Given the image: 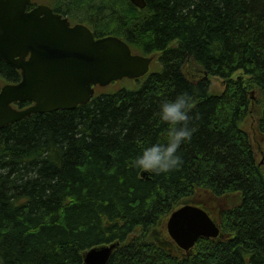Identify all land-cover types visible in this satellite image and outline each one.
<instances>
[{"label": "trees", "instance_id": "1", "mask_svg": "<svg viewBox=\"0 0 264 264\" xmlns=\"http://www.w3.org/2000/svg\"><path fill=\"white\" fill-rule=\"evenodd\" d=\"M64 1L97 37L118 35L156 62L136 87L0 128V264H84L86 250L115 241L107 264H264V139L255 146L244 128L254 113L264 135V0ZM19 80L0 60V88ZM182 92L196 128L183 166L144 177L130 161L166 138L159 105ZM185 200L219 215L226 235L200 239L190 257L167 247Z\"/></svg>", "mask_w": 264, "mask_h": 264}, {"label": "water", "instance_id": "2", "mask_svg": "<svg viewBox=\"0 0 264 264\" xmlns=\"http://www.w3.org/2000/svg\"><path fill=\"white\" fill-rule=\"evenodd\" d=\"M144 8L147 0H131ZM31 0H0V60L20 69L22 80L8 83L0 91V128L34 113L73 109L88 103L95 86H106L124 77L145 75L153 57L133 53L116 35L96 38L81 23ZM33 104L17 109L15 101ZM147 177L148 172L142 173ZM170 236L182 248L191 249L202 237L223 238L220 225L200 204L183 203L170 216ZM119 241L93 247L84 253V264H107Z\"/></svg>", "mask_w": 264, "mask_h": 264}, {"label": "clouds", "instance_id": "3", "mask_svg": "<svg viewBox=\"0 0 264 264\" xmlns=\"http://www.w3.org/2000/svg\"><path fill=\"white\" fill-rule=\"evenodd\" d=\"M194 99L187 92L173 99L164 100L158 109L159 121L167 124L163 141L148 143L130 161V166L150 174H169L183 166L182 146L190 143L196 128L190 126Z\"/></svg>", "mask_w": 264, "mask_h": 264}, {"label": "rangeland", "instance_id": "4", "mask_svg": "<svg viewBox=\"0 0 264 264\" xmlns=\"http://www.w3.org/2000/svg\"><path fill=\"white\" fill-rule=\"evenodd\" d=\"M38 1H41V0H38ZM89 21L90 20H83L82 22L87 24ZM91 25H92V22H91ZM136 52H138V51H136ZM138 85H139V82H137L136 80L125 78L122 80L114 81L106 87H98L97 93L98 92L115 91V90L120 89L121 87H136ZM212 86H213V88H212L213 92H222L225 89L224 82L220 78H217V77H212ZM253 96H254L253 98L257 100L255 93L253 94ZM256 108H259L258 104L256 105L255 109ZM254 116H255L254 113L250 114L249 118L244 123V128L250 133L252 140L256 146V145H258V142L260 140L264 139V135L262 134V136H261V135L257 134V122H256V118ZM260 159H261V156L259 155V161H260ZM262 166L264 168V162H263Z\"/></svg>", "mask_w": 264, "mask_h": 264}, {"label": "flooded vegetation", "instance_id": "5", "mask_svg": "<svg viewBox=\"0 0 264 264\" xmlns=\"http://www.w3.org/2000/svg\"><path fill=\"white\" fill-rule=\"evenodd\" d=\"M51 6L57 12L65 14L70 19L75 18V17H80L82 15L81 6L76 5L74 7L73 5H71L70 3H68L67 1H64V0H53V1H51Z\"/></svg>", "mask_w": 264, "mask_h": 264}]
</instances>
